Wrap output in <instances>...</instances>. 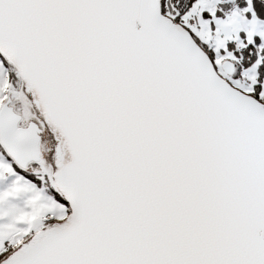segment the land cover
Returning a JSON list of instances; mask_svg holds the SVG:
<instances>
[{
	"label": "snow or ice",
	"instance_id": "snow-or-ice-1",
	"mask_svg": "<svg viewBox=\"0 0 264 264\" xmlns=\"http://www.w3.org/2000/svg\"><path fill=\"white\" fill-rule=\"evenodd\" d=\"M0 185V264H264V0H0Z\"/></svg>",
	"mask_w": 264,
	"mask_h": 264
},
{
	"label": "water",
	"instance_id": "water-1",
	"mask_svg": "<svg viewBox=\"0 0 264 264\" xmlns=\"http://www.w3.org/2000/svg\"><path fill=\"white\" fill-rule=\"evenodd\" d=\"M13 63L16 65V69L20 72L22 76V81L24 83L25 80H28L29 83H32L30 73L26 67V65L15 55L13 54ZM33 92H34V103L33 106L37 110L39 117L41 116L47 117L51 130L61 139V146L63 149L65 159H68L72 155V141L67 132L66 125L64 124L59 113L53 108L52 103L49 97L44 93L39 87H36L33 84ZM12 101V99H11ZM10 101V103H11ZM12 105V103H11ZM13 106V105H12ZM17 125L19 130H33L32 131V145L33 150H40V139L35 136L34 126L32 125V121L29 122L27 126L20 125L22 121V115L19 113L17 116Z\"/></svg>",
	"mask_w": 264,
	"mask_h": 264
},
{
	"label": "rangeland",
	"instance_id": "rangeland-1",
	"mask_svg": "<svg viewBox=\"0 0 264 264\" xmlns=\"http://www.w3.org/2000/svg\"><path fill=\"white\" fill-rule=\"evenodd\" d=\"M24 86V83L22 81V79L20 81L16 82V87L22 88ZM12 105L13 107L16 109V111L20 114H22L23 116V120L27 123L29 122L31 119L29 112L25 109L22 108L21 105L19 104V102L16 100L15 97H12ZM37 110L34 108L33 104L31 105V115L35 116L36 119H38L37 117ZM39 116V115H38ZM39 120V119H38ZM45 137H47V133H45ZM50 147V143L48 141L47 138H45V140L43 142H41V151L46 152V150ZM2 186V185H0Z\"/></svg>",
	"mask_w": 264,
	"mask_h": 264
},
{
	"label": "crops",
	"instance_id": "crops-1",
	"mask_svg": "<svg viewBox=\"0 0 264 264\" xmlns=\"http://www.w3.org/2000/svg\"><path fill=\"white\" fill-rule=\"evenodd\" d=\"M13 206H16L17 208H23L24 206V197H20L18 199L15 200H11L5 204L2 205L3 208L8 209L11 208Z\"/></svg>",
	"mask_w": 264,
	"mask_h": 264
},
{
	"label": "flooded vegetation",
	"instance_id": "flooded-vegetation-1",
	"mask_svg": "<svg viewBox=\"0 0 264 264\" xmlns=\"http://www.w3.org/2000/svg\"><path fill=\"white\" fill-rule=\"evenodd\" d=\"M11 103H12V101H11ZM37 117H38V119H40V117L38 116V113H37ZM30 121H32V120H30ZM30 121H29V122H30ZM29 122L26 123V122L23 120V116H22V121L20 122V125H24V126H26V125H28ZM40 149H41V144H40Z\"/></svg>",
	"mask_w": 264,
	"mask_h": 264
},
{
	"label": "trees",
	"instance_id": "trees-1",
	"mask_svg": "<svg viewBox=\"0 0 264 264\" xmlns=\"http://www.w3.org/2000/svg\"><path fill=\"white\" fill-rule=\"evenodd\" d=\"M41 144V143H40Z\"/></svg>",
	"mask_w": 264,
	"mask_h": 264
}]
</instances>
